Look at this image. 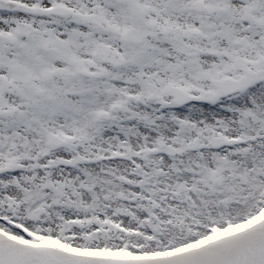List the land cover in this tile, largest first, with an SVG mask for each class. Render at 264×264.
I'll return each mask as SVG.
<instances>
[{
  "label": "snow or ice",
  "instance_id": "snow-or-ice-1",
  "mask_svg": "<svg viewBox=\"0 0 264 264\" xmlns=\"http://www.w3.org/2000/svg\"><path fill=\"white\" fill-rule=\"evenodd\" d=\"M0 264H264V0H0Z\"/></svg>",
  "mask_w": 264,
  "mask_h": 264
}]
</instances>
